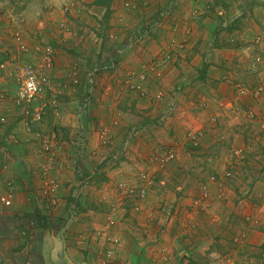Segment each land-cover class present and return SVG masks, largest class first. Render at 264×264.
<instances>
[{
	"label": "rangeland",
	"instance_id": "374dc122",
	"mask_svg": "<svg viewBox=\"0 0 264 264\" xmlns=\"http://www.w3.org/2000/svg\"><path fill=\"white\" fill-rule=\"evenodd\" d=\"M94 1L0 0V79L9 91L0 101V197L10 200L5 205L0 199V250L36 240L34 229L46 225L47 217H57L43 212V203L56 199L60 161L75 175L84 158L91 166L105 162L129 167L122 170L131 183L144 170L136 196L143 184L153 185L154 180L159 195L185 194L182 201L198 213L196 224L206 233L202 249H194L198 264H225L222 257L235 248L232 244H243L246 229L253 230L257 245L242 247L240 255L263 258L264 6L254 10L240 0L239 7L237 0H208V5L169 0V12L161 14L166 5L156 1L108 0L101 6ZM149 15L159 23L144 26ZM252 17L258 20L254 23ZM213 25L219 35L211 36ZM232 30L239 34L229 37ZM88 50L79 65L81 53ZM97 51L107 55L100 60ZM46 53L51 58L48 68L40 58ZM55 57L60 71L49 77ZM219 58L225 60L221 65ZM87 62L104 68L93 75L92 86ZM24 64L49 77L33 101L43 111L38 123L30 122L16 102L15 75ZM218 67L225 70L219 78L213 74ZM86 96L88 105L81 108ZM164 96L168 103L162 109L155 103ZM136 117L148 120L142 124ZM141 125L161 129L142 134ZM82 139L81 158L76 150ZM167 150L174 157L157 158L161 170L147 161L149 153L159 157ZM43 163L53 173L40 177L35 167ZM112 176L111 183L100 187L109 199L116 186L124 193L130 186L124 179L112 181ZM72 204L74 211L76 200ZM233 211L244 215L237 214V241L220 236L217 228L228 224ZM71 214L66 212L61 223L74 219ZM110 228L100 231L111 240ZM29 254L30 264H37Z\"/></svg>",
	"mask_w": 264,
	"mask_h": 264
},
{
	"label": "crops",
	"instance_id": "0c3cea01",
	"mask_svg": "<svg viewBox=\"0 0 264 264\" xmlns=\"http://www.w3.org/2000/svg\"><path fill=\"white\" fill-rule=\"evenodd\" d=\"M56 1L57 0H52L53 3H55ZM150 1H156L154 4L159 3L162 5H171V3L168 2L169 0ZM222 1L223 0H219V3H221ZM243 1L249 2L248 6L250 5L252 7L253 5L254 8H252L254 10L260 8V5L261 7L264 6V4H261L259 0H253L257 2L253 4L251 2L252 0H240V3ZM201 2L206 5L211 4L208 0H201ZM230 2H232V0H230ZM262 2H264V0ZM94 3H97V0H95ZM240 3L238 4L237 0L238 7ZM97 4L101 6L107 3ZM154 4L151 7H153ZM149 8L150 7L148 6L145 7V9ZM151 18L153 17L149 15L148 17L143 19L144 26H151L159 23L153 21ZM138 19L141 20V17H138ZM250 20L254 21L255 23L258 18L257 20H255L252 17L250 18ZM212 27V31L215 30V33H213L211 36H215L219 33V28H216L214 25ZM118 30H120V28ZM207 34H209V32H207ZM236 34L239 33L232 30V32L229 33L228 36L234 37L236 36ZM120 37L121 35H119L118 38ZM89 53V50L85 53H81L82 56L79 57L80 61H78L79 65L82 61V58L89 55ZM103 54L107 55V53H99V51H97V57L100 60L102 57H104ZM54 61V67L49 70V77L58 76L60 71L58 63L59 61L58 59H56V57ZM217 62L221 65L225 62V60L219 58ZM89 65L92 64H89L87 62V69L90 68ZM182 70L186 71V69ZM224 71L225 70H223L222 67H218L217 70L213 72V74H216L217 76L219 75V78ZM77 72L80 71L77 70ZM82 83L83 81L80 80V86L82 85ZM166 99L167 97L164 96L162 100L160 99L158 103H155L156 106L162 109L165 108L166 104L168 103ZM135 120L144 124L148 120V118L142 121L141 119H138V117H136ZM160 129L161 127L156 126H149V128L146 129L145 126L141 125V129L138 132L151 133L159 131ZM161 152L159 154V158L161 156ZM22 153L25 154L24 151H22ZM149 154L150 156L148 157L147 161L150 162V164H153V162H155L157 163V165H161L159 164V159L156 160L158 158L156 152ZM89 162V160L82 158L78 161L77 164L80 165V169L89 174L90 178L88 181V185L85 186L86 188L84 187L85 190L83 189V193L77 196V209L73 211L74 213L72 216V218L74 216L75 218L71 221L69 218L66 219L65 222L67 225L66 227L62 228L61 220L63 219V217H65L66 212H71L70 209L72 204L70 203L68 205L69 195L71 193L72 196H76L77 188L75 186L77 183V177L72 173L71 169H67L68 166L65 165L63 161H60V167H58V172H56L59 174V179H61V181L59 182L60 187L57 192V196L55 197L56 199H54V201H52L51 203H48L49 205L43 203V206L46 207L43 212L55 214V216L57 215L58 218H53L50 221L49 217H47L46 225H41L34 229L35 234L33 235L36 239L35 241L29 242L19 249H13L15 248L13 247L7 248L6 252L5 250L4 252L0 250V260H3L4 264H6L5 262H7L8 260L11 261V263L7 262L10 264H30L32 261L29 260L31 259L29 258V252L33 253V260H35L37 264L199 263L197 255L198 253L194 255V252H196L194 251V249H202L201 247H203L206 233H204V229L202 226L196 224V222L199 221L196 216L198 215V213L194 210H191L192 208L186 207L185 203L188 201H186L185 203L184 201H182L183 197H185V194H179L180 192L177 191L175 192V194L165 195L164 191H161L159 195L156 191H154V185L157 184L156 180H154L155 182H153V185L149 184L146 187L147 189L143 196H136V189L138 190L137 186L141 183V177L139 175H141L142 171L144 170L140 171L138 173V177L134 179L133 183H131L130 178L126 176V173L128 172H123L122 170V168H125L127 170V168L129 167L124 166L121 168L120 163L117 166L103 165L102 163H95L91 166ZM162 167L163 165H161L159 169L161 170ZM35 168L40 177L43 173H53L49 165L45 163ZM108 175H113L112 181L114 180L115 182L119 180L122 181L123 179L125 181H128L126 185L130 184V186L135 187L134 190H132V188L128 186V191L126 190L124 193L121 190V185H119L120 187L116 186L117 188H114V192H111L110 199L107 198V195H104V193L102 192L104 190H101L102 188L100 187L109 184L110 181L108 180ZM67 185L68 187H66ZM132 191H134L135 193ZM120 193L122 194V196ZM126 193L129 194V196L125 195ZM65 195L67 196L65 197ZM105 200H107V203ZM233 212L234 213L230 215V219H228V224L226 225V223H223L222 226L219 225L217 228L220 229V236L224 235L225 237H228V235H230L233 240L237 241L238 238L236 237H238L237 235L239 232L237 224L240 220V218L237 217V214L238 216L244 215H242L240 212ZM109 214L114 219V225L110 228L111 231L109 233L112 237L117 239V242H113L112 240H110V238H107L106 231H100L106 225L109 226L107 223ZM93 228H95V231ZM106 230L108 229L106 228ZM245 231L246 233H242L244 236L243 244L237 246L236 244H232V246L235 248L231 249L226 257H222L225 258L224 261L226 260L227 262H225V264H264V245L262 243L261 250H263V258L253 259V256L251 254L245 256L240 255V251H244L241 250L243 249L242 247L253 249L254 246L257 245V242L253 241V230L246 229ZM12 246H14V244ZM187 251L191 252L190 255L184 256L183 254L187 253ZM217 254L218 259L222 260V258L220 257L221 251L217 252Z\"/></svg>",
	"mask_w": 264,
	"mask_h": 264
},
{
	"label": "built area",
	"instance_id": "2783aa9c",
	"mask_svg": "<svg viewBox=\"0 0 264 264\" xmlns=\"http://www.w3.org/2000/svg\"><path fill=\"white\" fill-rule=\"evenodd\" d=\"M170 5H166V10H162L161 14L165 13V12H169ZM264 57V56H263ZM259 59V58H258ZM41 60L44 63V67L48 68L50 67L51 64V58L49 56V54H45L43 56H41ZM4 64L1 63L0 64V69L3 68ZM99 68L94 67L91 70V73L88 75V81L90 83H92L94 81V76L95 73H97ZM40 73V74H39ZM15 80L17 83V97L18 100L16 101L17 104L21 105V107L23 108V113L25 117L30 118V120L32 122H40L43 119V111L41 108H35L33 105V101L38 97V95L40 94L41 90H42V86L47 84V80H48V76L46 74H42L41 72H37L33 69L32 65L30 64H24L19 68V72L15 75ZM2 84V81L0 79V86ZM9 95V91L6 88H1L0 89V101H2V99L4 100L5 97H7ZM89 96V95H88ZM81 102V108H85L88 105V98L87 96L82 98ZM85 145L84 139L80 140L79 142V148L76 150V152H78V155L80 157H82V151H83V146ZM173 153L171 150H167L165 151L161 156H160V161H171L173 160ZM85 177H82V179H78L77 180V185H78V190L76 191V195H78L80 192L83 191L85 185ZM146 188L144 186V184L142 185V187L139 189V193L140 196H143L146 192V190L144 189ZM56 189V185L51 186L50 191ZM1 201L3 204L5 205H9L10 204V200L7 197H0ZM74 208V205L72 204L71 206V210ZM73 214V211H71ZM70 215V217H72L73 215ZM108 225L110 227H112L114 225V219L113 217L109 214L108 215V221H107ZM62 228L66 227V222L63 221L61 223ZM112 241L117 242L116 238H111Z\"/></svg>",
	"mask_w": 264,
	"mask_h": 264
},
{
	"label": "trees",
	"instance_id": "16d2710c",
	"mask_svg": "<svg viewBox=\"0 0 264 264\" xmlns=\"http://www.w3.org/2000/svg\"><path fill=\"white\" fill-rule=\"evenodd\" d=\"M108 2V0H97V3H102V4H104V3H107ZM102 65V64H101ZM101 65H95V63H92V66L90 67V69L92 70V68H94V67H97V68H99L97 71L99 72V70L100 69H104V68H101L102 66ZM110 67L112 66V65H109ZM109 67V68H110ZM88 78V77H87ZM88 80V79H87ZM95 80V79H94ZM88 82V84L90 85V86H92V85H94V82L93 83H90L89 81H87ZM1 88H3V84H1V86H0V89ZM87 91L89 92V95H91L92 94V91H89V89H87ZM29 121L30 122H32L31 120H30V118H29ZM105 162H103L102 164L103 165H106V164H104ZM108 165V164H107ZM76 179L78 180V179H82V177H85V185H88V181H89V174L87 173V172H85L84 170H82V169H80V168H77V171H76ZM91 175V174H90ZM76 188H77V190H78V185L76 184V186H75ZM83 192V191H82ZM82 192H80L78 195H80ZM78 195H76L75 196V198H73V197H71L70 198V201H69V204L71 203H73L75 200H76V202H77V196Z\"/></svg>",
	"mask_w": 264,
	"mask_h": 264
}]
</instances>
